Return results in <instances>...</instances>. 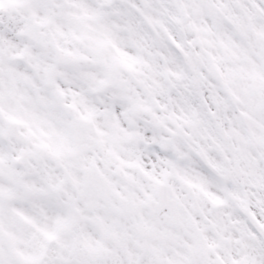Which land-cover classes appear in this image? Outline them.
Wrapping results in <instances>:
<instances>
[{
  "label": "snow or ice",
  "instance_id": "1",
  "mask_svg": "<svg viewBox=\"0 0 264 264\" xmlns=\"http://www.w3.org/2000/svg\"><path fill=\"white\" fill-rule=\"evenodd\" d=\"M0 264H264V0H0Z\"/></svg>",
  "mask_w": 264,
  "mask_h": 264
}]
</instances>
